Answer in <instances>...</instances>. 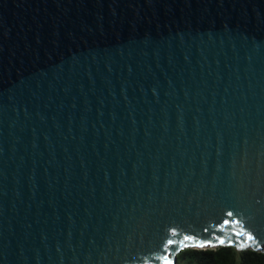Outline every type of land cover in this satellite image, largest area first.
<instances>
[{
	"label": "water",
	"instance_id": "95a60500",
	"mask_svg": "<svg viewBox=\"0 0 264 264\" xmlns=\"http://www.w3.org/2000/svg\"><path fill=\"white\" fill-rule=\"evenodd\" d=\"M247 235L264 251V0H0V264Z\"/></svg>",
	"mask_w": 264,
	"mask_h": 264
},
{
	"label": "trees",
	"instance_id": "16d2710c",
	"mask_svg": "<svg viewBox=\"0 0 264 264\" xmlns=\"http://www.w3.org/2000/svg\"><path fill=\"white\" fill-rule=\"evenodd\" d=\"M176 264H264V251L235 247L196 249L187 248L177 255Z\"/></svg>",
	"mask_w": 264,
	"mask_h": 264
},
{
	"label": "snow or ice",
	"instance_id": "6c2138e0",
	"mask_svg": "<svg viewBox=\"0 0 264 264\" xmlns=\"http://www.w3.org/2000/svg\"><path fill=\"white\" fill-rule=\"evenodd\" d=\"M227 215L229 217H231L233 215L232 211L227 212ZM225 223H228V221H225ZM235 223H239V221H235ZM175 231H173V235H175ZM236 236H240L239 233L235 234ZM195 237H191V236H185L184 240H194ZM256 237H254L253 235H247L246 237L243 238V240L237 239V240H232V239H225V238H215V237H211L202 241H199L195 246L199 247V248H204V247H216V246H237L238 248H240L241 250L244 249V244L245 243H250L253 240H255ZM174 243L173 240L169 239L167 240V244L168 245H172ZM261 244H264V241L260 242ZM181 246H183V241H181ZM165 264H173L172 261H169L167 259H165Z\"/></svg>",
	"mask_w": 264,
	"mask_h": 264
}]
</instances>
